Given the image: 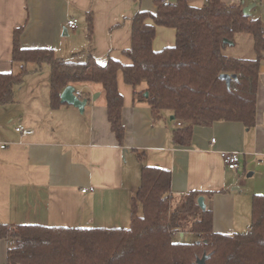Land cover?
<instances>
[{
  "label": "crops",
  "instance_id": "obj_1",
  "mask_svg": "<svg viewBox=\"0 0 264 264\" xmlns=\"http://www.w3.org/2000/svg\"><path fill=\"white\" fill-rule=\"evenodd\" d=\"M224 1L243 7L256 4L251 16L264 25V0ZM206 2L190 0L197 7ZM156 10L154 0H0V73L21 71L22 65L12 61L16 28H22L20 42L26 48H50L71 61L82 62L92 55L100 64L110 58L130 64L124 51L132 43L133 18L139 11ZM71 18L78 20L77 30L68 27ZM91 18L92 38L88 37ZM175 41L174 29L158 27L153 48L158 51ZM238 43L247 45L246 51L233 57L256 56L252 35L238 34L231 46ZM224 53L232 56L227 49ZM28 68L24 80L30 76L31 83L23 88V80L14 89L13 103L0 106V225L127 229L141 169L151 166L171 172L176 198L191 191L213 193L203 197L206 209L213 212L215 232L247 231L253 196L264 195V53L255 126L247 128L238 121L196 125L187 143L173 139V131L180 127L171 112L163 111L155 120L149 103L125 83L122 72L118 88L124 99L125 136L119 140L100 86L75 87L91 97L83 113L69 104L52 109L50 69L46 80L39 75L43 68L37 71L35 63ZM18 125L33 134L20 135L15 131ZM222 152L241 154L238 171L226 167ZM8 247L0 236V264H7Z\"/></svg>",
  "mask_w": 264,
  "mask_h": 264
},
{
  "label": "trees",
  "instance_id": "obj_2",
  "mask_svg": "<svg viewBox=\"0 0 264 264\" xmlns=\"http://www.w3.org/2000/svg\"><path fill=\"white\" fill-rule=\"evenodd\" d=\"M154 0L155 13L139 11L132 21V43L123 64L110 58L98 63L92 55L85 61L60 58L50 48L21 45L22 28L13 36L12 61L22 65L18 74L0 73V106L13 103L14 89L43 65L50 69V107L64 105L61 93L69 86H100L112 131L119 140L125 136L122 122L123 95L118 74L145 99L155 120L171 112L183 126L173 139L187 143L196 125L217 121H238L247 128L256 124L260 64L264 53V25L260 18L244 13L241 4L207 0L202 7L190 0L165 5ZM158 27L175 30L172 46L154 50ZM93 22L89 20L88 37ZM240 33L252 35L256 56L251 59L226 55ZM221 74L236 75L228 86ZM148 96H145V93ZM81 98L91 102L88 92ZM212 192L191 191L174 197L171 172L143 166L141 184L131 203L127 229L56 227L35 224L0 225V236L9 244L7 264H264V195L252 199L251 222L245 232L222 234L213 229V212L202 210L198 198ZM198 235L196 242L174 240L179 232Z\"/></svg>",
  "mask_w": 264,
  "mask_h": 264
},
{
  "label": "water",
  "instance_id": "obj_3",
  "mask_svg": "<svg viewBox=\"0 0 264 264\" xmlns=\"http://www.w3.org/2000/svg\"><path fill=\"white\" fill-rule=\"evenodd\" d=\"M256 4H250L248 6L244 7V13L245 15L249 16L251 15V10L253 9V7H255ZM230 45H233L231 42H228ZM221 79H225L227 82V85L229 86L231 84L232 79L237 78L236 75L230 76L229 74H221L220 75ZM99 95H93V100H96L97 97ZM145 96H148V93H145ZM61 102L64 104H69V105H73L76 108L79 109V111L81 113L84 112L86 105L88 104V100L85 98H81L80 96H78L77 94V90L75 88V86L73 85H69L67 86L63 92L61 93ZM198 205L200 206V208L202 210L206 209L205 206V202H204V197L200 196L198 198ZM205 263V258L201 259L197 264H204Z\"/></svg>",
  "mask_w": 264,
  "mask_h": 264
},
{
  "label": "built area",
  "instance_id": "obj_4",
  "mask_svg": "<svg viewBox=\"0 0 264 264\" xmlns=\"http://www.w3.org/2000/svg\"><path fill=\"white\" fill-rule=\"evenodd\" d=\"M241 1V0H238ZM165 5L171 4L172 2L168 1V0H164L163 1ZM67 25L70 29L72 30H77L78 29V20L76 18H71L68 20ZM78 96L81 97V92L77 91ZM176 126L177 127H181L182 126V121H176ZM15 131L17 133H19L22 136H28L33 134V130L26 128L23 125H18L15 127ZM212 142H215V139H212ZM5 146H2V148H4ZM221 156L223 158V161L226 165V167L230 170H234V171H238L240 169L241 166V154H239L238 152H222ZM89 190H92V188H90ZM83 192H87V189H84ZM9 244H12V242L9 241Z\"/></svg>",
  "mask_w": 264,
  "mask_h": 264
},
{
  "label": "rangeland",
  "instance_id": "obj_5",
  "mask_svg": "<svg viewBox=\"0 0 264 264\" xmlns=\"http://www.w3.org/2000/svg\"><path fill=\"white\" fill-rule=\"evenodd\" d=\"M246 47H247V45L245 46V48ZM245 48L242 46V43L239 44V45H236V46H231L230 45V46L226 47L227 51L232 53V56L233 55H238L240 53H244V51H246ZM234 57H237V56H234ZM42 68H43V70H42L41 73H39V75L41 76L42 79L46 78V80H48L49 79V66L48 65H43ZM31 80H32V78L30 76L27 77L24 80L25 82L23 83L22 87L23 88H27V86L31 83ZM174 239L177 240V241L179 240L181 242L190 243V242L198 241L199 237H198V235L188 231V232H186V234L183 237H181L180 235H175Z\"/></svg>",
  "mask_w": 264,
  "mask_h": 264
}]
</instances>
